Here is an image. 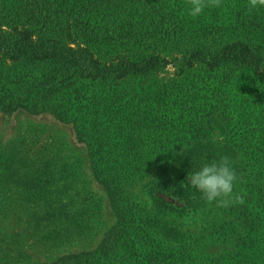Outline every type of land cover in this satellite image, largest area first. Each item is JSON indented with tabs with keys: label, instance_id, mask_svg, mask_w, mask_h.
I'll return each instance as SVG.
<instances>
[{
	"label": "rangeland",
	"instance_id": "1",
	"mask_svg": "<svg viewBox=\"0 0 264 264\" xmlns=\"http://www.w3.org/2000/svg\"><path fill=\"white\" fill-rule=\"evenodd\" d=\"M247 2L0 0L4 35L74 54L0 62L27 104L0 106V264H264V8ZM243 38L257 72L216 56ZM221 156L243 196L227 207L186 187Z\"/></svg>",
	"mask_w": 264,
	"mask_h": 264
},
{
	"label": "trees",
	"instance_id": "2",
	"mask_svg": "<svg viewBox=\"0 0 264 264\" xmlns=\"http://www.w3.org/2000/svg\"><path fill=\"white\" fill-rule=\"evenodd\" d=\"M84 7L85 5H82ZM102 9L106 11V14H108V3H104L101 5ZM96 7L94 12L99 13V9ZM117 12L118 16L120 18H123V16H126V13L128 12L126 9H118L115 10ZM109 15V14H108ZM97 17V15H95ZM101 23V21L98 23V25ZM118 25H115L116 27H120ZM86 29V28H85ZM87 30V29H86ZM13 34L7 33V35H4V33L0 29V62L5 60L10 61H20L22 62L23 59L27 58H38V59H44L47 58L48 54L56 55L57 52L63 51L62 53L70 55H74L71 48L62 50L59 49L56 51L55 48H50L48 46H41L37 45V43H34L31 39L32 34L27 30H18L17 28L13 29ZM106 26L101 25L98 26V29L96 30H89V35L91 38L98 41L101 37H103V34L105 33ZM109 31H115L110 29ZM260 47H254V42L251 39L244 40H238L233 43L225 44L221 47V49L218 51L216 56L223 60L235 62L238 64H242L247 67L248 70L257 72V69L260 67L261 63H263V54L260 50ZM153 58L149 60H144L142 63L139 62H131V61H118L117 64H110L109 68H112L114 71H122V72H137L144 69L145 66H151L153 65ZM9 67L7 65L6 68H3L0 71V106L3 110H10L14 106L16 107H27V104H24L25 99L22 100H15L13 98V88H11L8 84L9 81H11L12 77V70L9 71ZM59 72H66L68 69L65 66H61L57 69ZM22 74H28L27 70L22 71ZM14 76V75H13ZM34 79L36 80L37 77H35V74H32ZM8 81V82H7ZM32 100V97H30ZM28 100V99H26ZM35 109V108H34Z\"/></svg>",
	"mask_w": 264,
	"mask_h": 264
},
{
	"label": "clouds",
	"instance_id": "3",
	"mask_svg": "<svg viewBox=\"0 0 264 264\" xmlns=\"http://www.w3.org/2000/svg\"><path fill=\"white\" fill-rule=\"evenodd\" d=\"M220 0H189L187 15L201 16L206 8L218 6ZM249 9L264 8V0H248ZM238 182L236 169L228 156L204 160L187 179L186 187L197 190L207 202H216L224 207L241 202L243 196L235 191Z\"/></svg>",
	"mask_w": 264,
	"mask_h": 264
}]
</instances>
